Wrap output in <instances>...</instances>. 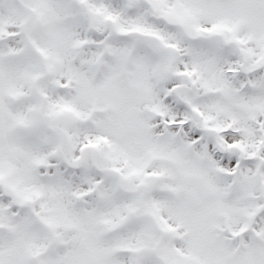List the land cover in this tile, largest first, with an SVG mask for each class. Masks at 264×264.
<instances>
[{
    "label": "snow or ice",
    "instance_id": "6c2138e0",
    "mask_svg": "<svg viewBox=\"0 0 264 264\" xmlns=\"http://www.w3.org/2000/svg\"><path fill=\"white\" fill-rule=\"evenodd\" d=\"M0 264H264V0H0Z\"/></svg>",
    "mask_w": 264,
    "mask_h": 264
}]
</instances>
